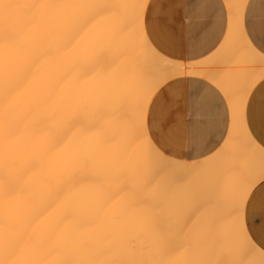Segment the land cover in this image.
I'll list each match as a JSON object with an SVG mask.
<instances>
[{
  "label": "bare ground",
  "instance_id": "6f19581e",
  "mask_svg": "<svg viewBox=\"0 0 264 264\" xmlns=\"http://www.w3.org/2000/svg\"><path fill=\"white\" fill-rule=\"evenodd\" d=\"M146 1L0 0V264H264L242 223L245 200L264 179V148L244 118L264 77V55L242 27L246 0H224L223 40L192 62L148 44ZM192 73L224 95L227 135L204 158H162L146 126L149 101L157 87ZM176 186L204 192L190 217L197 249L178 259L158 252L169 227L147 212L149 194L174 195Z\"/></svg>",
  "mask_w": 264,
  "mask_h": 264
},
{
  "label": "crops",
  "instance_id": "0c3cea01",
  "mask_svg": "<svg viewBox=\"0 0 264 264\" xmlns=\"http://www.w3.org/2000/svg\"><path fill=\"white\" fill-rule=\"evenodd\" d=\"M163 2V14L160 13L159 4L153 5L154 11L148 12L147 15L143 11L146 35L161 53L175 60L192 62L206 58L218 48L228 27V11L224 0ZM246 11L247 17L244 15ZM242 18L246 38L261 53L260 49H264V0H246ZM245 18L249 20V28L245 27ZM247 29L254 33L250 36L254 37L253 41ZM196 83H200L201 88H198ZM159 88L162 89V94L151 108L148 104L146 115L147 130L155 144L169 156L186 161H195L213 153L224 141L230 125L229 105L220 89L205 77L193 73L167 81ZM191 91L193 93H190ZM244 118L248 131L261 145V142H264V77L254 85L248 95ZM198 142L202 144L199 145ZM195 191L197 190L194 189L191 193L198 196L196 199L204 194L201 190H198V193ZM214 192L211 195H214ZM246 201L248 202L244 203L242 216L243 226L250 239L264 251V212L260 210L264 202V186L256 187L255 195H248ZM200 208L202 206L198 200L194 205L193 215L197 214L198 210L200 212ZM211 211L215 212L213 208ZM190 224L193 237L181 238V242L176 240V245L197 248L196 243L192 241L196 233L195 225L192 221ZM232 225V229L234 226L236 228L235 224ZM202 255L207 257L206 254Z\"/></svg>",
  "mask_w": 264,
  "mask_h": 264
},
{
  "label": "rangeland",
  "instance_id": "374dc122",
  "mask_svg": "<svg viewBox=\"0 0 264 264\" xmlns=\"http://www.w3.org/2000/svg\"><path fill=\"white\" fill-rule=\"evenodd\" d=\"M180 188V189H179ZM174 190L175 189V191H174V195H172V194H165V192H164V195H168L167 196V198H164L165 196L162 194L163 192H159L160 193V196H158V198L160 197V201L158 202V198H156V196H157V194L159 195V193H155L154 195H156V196H151L153 193H151V195L149 194V197H148V199L147 200H149L150 202L152 201V203H150L151 204V207L154 209L155 208V210L153 211L152 210V208L150 207V209L148 208V210H147V212H150V210L152 211V212H156L157 213V215H156V213H154L155 214V216L156 217H154L153 215L154 214H152V212L150 213L151 214V217H150V215H149V213H148V219L149 220H151L150 218H152V216H153V218L154 219H157V220H159V221H157L159 224H161V226H163V225H165V226H168L169 228H167L165 231H162L164 234H163V236L165 235H169L170 237H166V238H164V237H162L161 239H159L160 241L161 240H164V242L163 241H161L162 242V245H164V246H162V245H160V249L158 250V252L160 253V255H161V253H162V255L161 256H163V257H165V256H167L166 254L168 253L169 254V258L171 257V258H174V259H178L179 258V256H180V254L182 253V250H185L184 252H186V253H190L191 254V252H193L194 250H195V247H191V246H189V248L188 247H186L185 245H176L174 242L176 241V242H179L180 241V239L181 238H186V237H191L192 236V234H193V231H192V229H191V226H189V225H191V224H189V223H191V216H193V211L192 210H194L193 208H194V205H195V203H196V201H198L199 199H196L195 198V195L194 194H192V193H190V190L188 191V192H186V190L185 189H183L182 187H179V186H176L175 188H171V190ZM183 189V190H182ZM173 190H172V192H173ZM181 190V191H180ZM185 190V191H184ZM169 192V191H168ZM167 192V193H168ZM171 192V191H170ZM177 192V193H176ZM178 192H179V195H178ZM182 192H184V193H181ZM179 196H176V194ZM185 193H187V195L188 194H190V195H188V198H187V196H186V194ZM164 196H162V195ZM184 194V195H183ZM192 195H193V197H192ZM153 198H151V197ZM174 196V197H173ZM189 196H191V197H189ZM146 197V198H147ZM178 197V198H177ZM181 197V198H180ZM186 197V198H185ZM117 198V197H116ZM115 198V199H116ZM138 198V205H140V203H142L143 201H145V199H143V196L141 195V196H138L137 197ZM180 198V199H179ZM194 198V199H193ZM150 199H152V200H150ZM179 199V200H178ZM188 199V200H187ZM191 199V200H190ZM193 199V200H192ZM142 200V201H141ZM147 200L145 201V203L147 202ZM183 200V201H182ZM184 200H185V204H183V202H184ZM196 200V201H195ZM148 201V202H149ZM153 201H155V202H153ZM161 201H163V202H161ZM189 201H191V203L189 202ZM195 201V202H194ZM157 202V203H156ZM161 202V203H160ZM176 202H177V204H176ZM193 202H194V204H193ZM155 203V204H154ZM126 204V203H125ZM124 204V206L122 205V207L121 208H123V207H126V205ZM143 204V206H144V202L142 203ZM152 204H154L153 206H152ZM167 204H168V206L169 207H171L172 208V206H174L175 208H172V212L173 211H176V212H173L174 213V217L172 216V215H169V212L171 211V209L168 211V213H166L167 212V210H165V208H167L168 209V206H167ZM172 204V205H171ZM179 204V205H178ZM193 204V205H192ZM171 205V206H170ZM175 205H177V206H175ZM185 205V206H184ZM187 205V206H186ZM191 205V206H190ZM148 207L150 206V205H147ZM159 206H161V207H159ZM164 206H167V207H165V208H163ZM193 206V207H192ZM145 207H146V205L144 206V207H141V208H143V211H144V209H145ZM158 207V208H157ZM127 208V207H126ZM147 208V207H146ZM156 208H157V210H156ZM159 208H160V210H159ZM123 209H125V208H123ZM122 209V210H123ZM134 209V210H133ZM135 209L136 210H138V207L136 208V206H134V207H131V209H129L130 210V213H132L131 212V210H133V211H135ZM164 209V210H163ZM177 209H179V210H177ZM124 211V210H123ZM127 211H128V209H126V213L125 214H127ZM143 211H141V212H143ZM160 211H162V212H160ZM166 211V212H165ZM185 211V212H184ZM190 213H189V212ZM113 212V211H112ZM145 212H146V209H145ZM160 212V213H159ZM163 212H165L164 214H163ZM181 214H180V213ZM185 214V216H184V214ZM129 213V212H128ZM137 213V212H136ZM159 213V214H158ZM162 213V214H161ZM173 213H171L170 212V214H173ZM112 214V213H111ZM113 214H117L116 212H114ZM112 214V215H113ZM123 214V213H122ZM138 214V213H137ZM139 214H140V212H139ZM144 214V216H146L145 218H147V215H145V213H143ZM143 214H142V216H143ZM167 214L169 215V216H167ZM177 214V215H176ZM129 215V214H128ZM183 215V216H182ZM140 216V215H139ZM143 216V217H144ZM179 217V218H177V217ZM142 217V219H144ZM171 217H173V219H174V221H175V223L176 224H174V221H173V219H171ZM175 217H176V219H175ZM115 218H117V217H115ZM189 218H190V220H189ZM138 219H141V218H138L137 217V221H136V223L139 225H143L144 224V221L142 220V221H140L139 220V222H138ZM169 219V220H168ZM178 219H179V222H178ZM182 219H184V221H182ZM171 220V221H170ZM177 220V221H176ZM180 220H181V222H180ZM187 220H188V222H187ZM173 221V222H172ZM190 221V222H189ZM143 222V223H142ZM172 222V223H171ZM152 223V222H151ZM151 223H149L148 225H150ZM165 223V224H164ZM168 223H170V225L168 224ZM180 223V224H179ZM187 223V224H186ZM167 224V225H166ZM189 224V225H188ZM147 225V226H148ZM177 225V226H176ZM187 225H188V227H187ZM144 226H145V224H144ZM150 226H152V224L150 225ZM172 226H175L174 227V229L172 228ZM171 228V229H170ZM175 231V232H174ZM168 232V233H167ZM170 232V233H169ZM174 232V233H173ZM187 232L189 233L190 232V234H191V236H190V234H187ZM167 233V234H166ZM161 234V233H160ZM173 234H174V236H173ZM172 235V236H171ZM187 235V236H186ZM177 236V237H176ZM175 237V238H174ZM176 239V240H175ZM168 240V241H167ZM167 242L169 243V242H173L172 244L170 243V245L169 244H167ZM167 245V248L165 247ZM172 245H174V246H172ZM162 246V247H161ZM172 246V247H171ZM177 247V248H176ZM161 248H164L163 250H168V252L165 250V253L164 252H162L163 250L161 249ZM172 248H173V250H172ZM171 249V250H170ZM190 249H191V251H190ZM197 249V248H196ZM173 252V253H172ZM164 253V254H163ZM177 253V254H176ZM178 256V257H177Z\"/></svg>",
  "mask_w": 264,
  "mask_h": 264
},
{
  "label": "snow or ice",
  "instance_id": "6c2138e0",
  "mask_svg": "<svg viewBox=\"0 0 264 264\" xmlns=\"http://www.w3.org/2000/svg\"><path fill=\"white\" fill-rule=\"evenodd\" d=\"M171 2L175 3L176 0H171ZM181 2H182V0H181ZM193 2H195V0H193ZM155 4H159L160 13L163 14L164 7H165L163 0H148V2L144 5L145 15H147V13L150 12V11H154L153 5H155ZM148 44L151 45V47L155 51H157V52L160 51V49L155 45V43L153 41L148 40ZM260 52L262 54H264V49H260ZM161 94H162V89L157 87L155 92H154V94L152 95L151 100L149 101V108H151L152 105L156 104L157 99L161 96ZM150 139H152V138L150 137ZM152 144L155 147L156 151L160 153L162 158L168 156L167 153H165L162 149H160V147L158 145L155 144V140L154 139L152 140ZM260 146H261V148H264V142H261ZM261 186H264V180L259 181L257 183V185L253 187L252 191L249 192V194H248L249 197H252V196L255 195V188L256 187H261ZM247 202L248 201H246L245 203H247ZM260 210L262 212H264V202H262ZM262 247H264V246H262Z\"/></svg>",
  "mask_w": 264,
  "mask_h": 264
}]
</instances>
